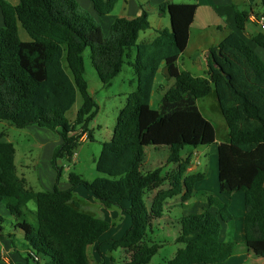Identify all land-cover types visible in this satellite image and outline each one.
<instances>
[{"label":"trees","instance_id":"trees-1","mask_svg":"<svg viewBox=\"0 0 264 264\" xmlns=\"http://www.w3.org/2000/svg\"><path fill=\"white\" fill-rule=\"evenodd\" d=\"M18 1L15 6L0 0L4 21L0 28V121L18 129L37 126L61 138L51 162L56 184L53 190L42 192L29 188L18 176L15 146L0 142V203L15 219L14 229L24 235L26 263H90L89 248L99 243L110 224L81 209L75 192L85 188L107 209L129 203L124 211L131 219L130 229L121 239L106 244L114 251L122 249L126 264H150L162 248L152 237L165 203L179 196L187 202L206 179L203 173L188 174L193 154L183 158V152L187 147L217 144L216 129L197 104L213 91L229 131L228 142L218 144L217 149L219 192L244 194V245L264 259V62L254 50L232 33L210 49L208 78H197L178 67L189 44L198 10L195 4L161 5L159 13L169 15L171 30H160L154 41L139 43L141 33L151 28L146 11L135 18H117L109 34L103 33L98 19L109 16L117 0H88L96 17L81 8L78 0ZM260 2L264 7V0ZM235 16L238 31L244 32L250 13L236 9ZM21 31L28 40L22 39ZM253 42L264 49V33L255 35ZM88 49L104 86L111 85L128 65L134 69L137 89L119 112L113 137L102 144L95 161L97 172L108 177L88 181L72 172L69 189L61 190L63 165L59 162H73L85 136L94 140L90 126L99 107L86 78ZM162 66L168 83L174 84L160 87V107L154 110V82ZM78 95L83 103L76 121L69 124L65 116ZM146 147H167L168 164L177 165L175 173L164 176L161 168L145 173ZM166 182L169 188L161 189ZM154 192L148 207L145 198ZM30 202L36 204V226L25 218ZM207 204L202 213L180 220L176 242L184 247L168 264H225L237 254V242L221 241L222 225L230 228L234 223L229 204L212 197ZM212 207L218 208L216 214ZM6 222L0 216V234ZM0 264H9L1 253Z\"/></svg>","mask_w":264,"mask_h":264},{"label":"rangeland","instance_id":"rangeland-1","mask_svg":"<svg viewBox=\"0 0 264 264\" xmlns=\"http://www.w3.org/2000/svg\"><path fill=\"white\" fill-rule=\"evenodd\" d=\"M135 1L137 5H143L144 2L143 0ZM77 2L81 8L87 11V8L84 5L88 4L87 2L83 0H78ZM176 2L190 1L177 0ZM251 9H253L257 14L264 13V7L261 5L260 0H253L251 7L247 6L248 12H251ZM202 13L206 14V12ZM246 27L247 32L250 33H257L260 31V29L255 24L249 22L246 24ZM226 28L227 27L224 29L225 32H230V30ZM214 33L215 36L213 37V40H218V43L222 42L226 36L225 33H221L218 30H216ZM20 34L23 40L29 39L24 31H21ZM152 36L153 30L142 32L139 38V43H142L145 40H151ZM243 38L246 43L254 49L257 55H259L264 60V49L258 47L256 44L251 43L247 35H245ZM192 52H195L194 49H192ZM133 56L135 59V48L133 49ZM84 60L86 78L89 85V93L95 99L99 107L98 114L90 126L94 140L90 141L85 136L83 138L82 145H80L76 151L77 155L74 161L69 162L68 160L64 159L62 162H59L63 165V174L59 183V188L61 190L69 189L70 185L68 177L72 172L83 176V178L88 181H93L96 178L108 177L107 175L97 172L95 161L101 152L102 144L105 142H110L113 137L119 112L126 106L130 94L135 92L137 89L136 75L132 67L125 65L122 72L115 78L111 85L104 86L99 80L98 75L92 65L91 52L89 49L84 54ZM197 74L200 73L197 72ZM168 84L169 86H172L174 82L170 81L168 83L163 74L159 72L154 84L155 90L151 102L152 109H159L162 98V94L159 92V89L161 86H166ZM82 103V97L81 95H78L76 104L65 116L69 124H73L76 121L77 114L82 106ZM198 106L204 117L214 125L216 129L217 142H227L229 139V131L225 119L220 111L215 91H213L208 97L199 100ZM34 128L39 129V134L35 135V133H32L29 129H18L16 127L10 126V124L7 122L0 121V134L5 132L6 135H8L7 140L11 142L17 150L16 165L18 167L19 174H21L23 171L27 174V177L30 179V186L35 191H51L53 190L57 179V174L51 166V153L54 148H58L60 146L61 142L57 134L38 127ZM38 143L44 144V150H39ZM191 151H194V149L187 147L183 152V158H185ZM195 153L196 154L193 157V161H195L198 165L196 173L199 172L205 174L206 179L196 186V196L193 199V203L203 200L206 201L204 196L212 197L216 200L220 199L222 201L225 200V198H231L233 205V211L231 212L234 218V223L229 228L231 232L229 239L232 240V238H234L236 235V231L239 229L240 220L243 216L245 205L244 194H236V196L233 197L220 194L216 145L199 147L197 150H195ZM169 156L170 152L167 147H146L143 171L146 173L161 168L164 176L172 175L177 170V165L168 164L167 160ZM37 162L39 164L38 166L36 165ZM22 165L30 166V169L23 168ZM168 188V182H166L164 186L161 187L163 190ZM155 194L156 192L147 195L145 198L146 205H152ZM75 196L77 197V202L84 212L92 214L96 218L105 220L110 224L109 231L100 238L99 243L89 248V264H126L128 262L126 253L122 249L115 251L111 250L110 245L106 244V241L121 239L130 229L132 225L131 219L123 210V206L127 207L129 203L126 201L123 202L121 204L123 208L115 206L112 209H107L85 188L78 189L75 192ZM172 201H176L173 202V204L179 203L178 205L183 203L181 197L169 200V202ZM238 205L243 206L241 207ZM192 208V206H180L173 210L171 217L174 219H179L183 216V214L195 212L192 210ZM28 209L30 211L28 215V222L32 226H36L37 220L34 213L36 211L35 202L29 203ZM15 224V219L10 217L8 221L4 223L3 227L5 233L12 235V239L17 245L18 249L23 250L25 243L24 235L22 231H16L14 229L13 226ZM166 227V222L161 219L157 220L154 224V234L152 239L155 243L162 245V248L158 254L153 257L150 264H168V261L173 259L177 250L181 247L176 242V239L179 235L178 231L175 228ZM0 252L6 262H12V258L10 257V253L7 249L1 248ZM249 254L251 257H249ZM20 255H22L25 260L26 254L24 251H20ZM231 261L236 264L240 261H242L241 264H264V259L255 257L242 243L238 244L237 254H235ZM39 262H41V260ZM29 264L35 263L31 260ZM40 264H44V262H41Z\"/></svg>","mask_w":264,"mask_h":264},{"label":"crops","instance_id":"crops-1","mask_svg":"<svg viewBox=\"0 0 264 264\" xmlns=\"http://www.w3.org/2000/svg\"><path fill=\"white\" fill-rule=\"evenodd\" d=\"M8 1L15 6L19 4L18 0H8ZM83 1H85L89 4V5L84 4L85 7L87 8V11H89L93 16L96 17V13H95V10H94L92 3L89 2L88 0H83ZM143 1H144L143 5H140V4L137 5L135 0H117V4L115 6L114 11L109 16L98 19V21L100 22V24L103 28V33L105 34V36H107L109 34L110 28H111L113 22L117 18H135V17L140 16L143 13V11H146L149 15V19H150V23H151V28L149 30H153V36H152L151 40H145L142 43H146V42L150 43V42L154 41V39L157 37L158 31L163 30V29L171 30V20H170L169 15L167 13H165L164 15H161L159 13L158 9L161 5H163L167 2L176 3V4H195L198 6V10H197V13L195 16V20H194L192 27H191L189 44H188L187 49L185 50V52L182 54V56L180 57V59L178 61V67L181 71L190 72L193 76H195L197 78H203V79L208 78L207 59L209 56V51H210V49L218 46L221 43V42L218 43V40H213V37L215 36L214 32L216 30L220 31L221 33H225V35H226L225 38L232 33H236L244 40L243 37L245 35H247L249 40L253 44H255L253 42V37L255 35L261 33V32L264 33V30H262L260 28V26L254 21L255 16H262V15H264V13L257 14L253 9H251V12H249L250 13L249 23L255 24L260 29V31L257 33H250V32H247V27H246L244 32H240V33L238 32V29L236 26V16H235L236 9H238L239 11H247V6L251 7L253 0H189L190 2H176L177 0H143ZM202 12H206V14H204ZM224 26L227 27L230 30V32H227V31L225 32ZM2 27H4V21H3V16L1 13V9H0V28H2ZM192 49H194L195 52H192ZM187 60H189V61H187ZM164 69H165L164 66H162L160 68L159 72H161L163 74V76L165 77ZM197 72H199L200 74H197ZM165 79H166V77H165ZM154 84H155V82H154ZM154 90H153V93H154ZM152 96H153V94H152ZM151 102H152V99H151ZM34 127H37V126H30L26 129H29L32 133H35V135L39 134V132H40V131H38L39 129H36ZM7 137H8V135H6L5 132L1 133L0 134V142H9L7 140L8 139ZM228 137H229V132H228ZM59 139L61 142L60 137H59ZM58 142H59V140H58ZM9 143H11V142H9ZM221 143H225V142H221ZM221 143L217 142L216 151L218 149V144H221ZM38 147H39V150H44V144L38 143ZM197 149H194V151H191L189 154H193V157H194V155L196 154L195 150H197ZM55 150H56V148H54V150H52V153H51L52 158H53ZM187 156L185 158H187ZM16 158H17V150H16V156H15V164H16ZM52 158H51V162H52ZM36 165L37 166L39 165L38 162L36 163ZM51 166H52V164H51ZM16 167H17V165H16ZM22 167L30 169V166H27V165H22ZM197 168H198V165L192 159V164L188 170V174L189 175L198 174L199 172L196 173ZM52 169H53V167H52ZM17 173H18L19 177L24 178L26 180L28 187L33 189L30 186L31 185L30 179L27 177V174L24 171L21 172V174H19L18 167H17ZM44 191H50V190H44ZM36 192H42V191H36ZM238 194H241V193H238ZM195 196H196V191L194 192L193 197L191 199H189L187 202L181 203V205H178L179 203L173 204V202H176V201L169 202V200L165 203L164 215H163V218L161 220H164L166 222V224H167L166 228H175L178 231V233H180L179 222L183 217L188 216V215H192V214H200L208 207V204H207L208 197L204 196V198H206V201L203 200V201L193 203L194 202L193 199L195 198ZM224 196H228V195H224ZM234 196H236V195H234ZM230 197H233V196H230ZM170 200H172V199H170ZM217 201L225 203V204H229L230 212L233 211V205H232V199L231 198L230 199L225 198V200H223V201L218 199ZM0 206H2V207H0V216H2L3 218L6 219V221H8V219L11 217L10 212L8 211V209L6 208L4 203H0ZM180 206L181 207L192 206L193 207L192 210H194L195 212L183 214V216L179 219L172 218L171 213L173 212V210H175L176 208H178ZM238 206L242 207L243 205H238ZM123 207L122 208L124 210L126 208H129V205H127V207L126 206H123ZM148 207H150V205H148ZM210 210L213 214H216L218 212V208H216V207H212ZM29 213H30V211H29L28 206H27L25 208V215H26L25 218L27 219V221H28ZM34 213L36 216V211ZM231 214H232V212H231ZM244 216H245V207H244V211H243V216L241 217V220H240L239 229L237 228L238 230L236 231V235L234 238H232L233 241L237 242L238 244L242 243L243 245H244V241H245L244 230H243ZM167 220L170 222H168ZM238 234H239V238H238ZM10 235L11 234L5 233V230L3 227L2 233L0 234V249L1 248L7 249L10 253V257L12 258V262L11 263L7 262V263H9V264H27L26 261L24 260L23 256L20 255V251L23 252V250L18 249L17 245L12 242ZM197 235H198V233L193 234L188 239L192 240ZM229 235H230V229H229L228 225L223 224L222 230H221V241L230 240ZM176 241H177V239H176ZM179 245L181 246L179 249L184 247V245H182V244H179ZM178 250H177V252H178ZM249 257H251L250 254H249ZM232 258L228 261L229 263L227 262L225 264H236V263L231 261ZM230 262H232V263H230ZM241 262L242 261H240L237 264H241Z\"/></svg>","mask_w":264,"mask_h":264},{"label":"built area","instance_id":"built-area-1","mask_svg":"<svg viewBox=\"0 0 264 264\" xmlns=\"http://www.w3.org/2000/svg\"><path fill=\"white\" fill-rule=\"evenodd\" d=\"M254 21L260 26V28L262 30H264V15H262V16H255ZM82 141H83V139H82ZM75 158H76V156H75Z\"/></svg>","mask_w":264,"mask_h":264}]
</instances>
